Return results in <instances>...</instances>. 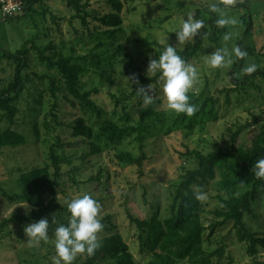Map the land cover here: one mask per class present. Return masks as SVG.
<instances>
[{
  "label": "rangeland",
  "instance_id": "1",
  "mask_svg": "<svg viewBox=\"0 0 264 264\" xmlns=\"http://www.w3.org/2000/svg\"><path fill=\"white\" fill-rule=\"evenodd\" d=\"M79 1L89 4L87 27L72 18L74 12L64 0H45L34 5L30 12L10 20H5L0 12V48L14 53L22 49L26 41H34L36 46L42 48L51 45L54 49H49L46 52L48 55L57 52L86 56L87 72L82 76L81 89L98 90V94L91 98L104 109V120L110 117L109 93L126 96L140 88L127 72L122 62L123 54H128L135 61L141 74L150 76L147 72L150 58L158 59L164 50L149 44L156 42L166 46L168 43L176 49H183L195 37L179 44L176 32L188 15L194 13L207 22L208 35L214 33L217 42L214 44L207 37L204 38L201 50L190 59L189 64L198 71V81L191 91L203 94V99L214 96L219 104L217 114L215 118L204 119L192 131L175 126L174 112L167 110L158 87L154 96L160 102L155 107L161 115L162 124L150 125L142 151L132 139H128L120 145L107 146L102 154L87 159L84 157L87 146L81 139L71 136L67 125L74 123L76 118H83L91 125L96 121V116L83 112L80 106H73L71 98L64 99L66 95L60 92L56 114L61 126H54L48 115L50 104L45 91L48 84L46 76L55 79L58 87L60 79L54 72H48L39 65L30 53L28 68L22 72V79L27 82L17 103L18 112L13 125V129L23 135L25 143L0 149V225L14 214L28 213L30 206L18 200L22 191L20 177L33 168L50 167L49 150L54 146L56 154L63 159L60 164L61 177L57 180L55 199L50 196L46 203L68 204L83 194L91 195L101 206L98 218L104 229L97 234L98 239L110 233H119L133 258L145 264L148 259L141 261L135 229L128 215L148 219L152 206H157L160 217H168L173 187L186 171L194 170L197 166L196 160L188 152L207 154L215 146L228 151L230 133L236 132L240 125L252 122L253 115L264 116V78L259 75L250 77L251 83L236 86V93L231 91L235 86L228 75L236 56L232 55L231 63L219 69H212L207 64L208 56L215 50L227 46L231 52L241 39L242 50L247 52V56L239 77L242 79L248 74L245 69L253 64L256 69L264 71V0H250L248 10L239 6L245 0H233L227 7L223 5V0H120L124 4L121 12L122 32L111 40L94 30L100 31L101 28L93 16H100L110 10L107 0ZM212 3L219 4L226 18L235 19L237 23L218 27L217 31L216 21L221 17L217 12L211 14ZM246 11L251 14L253 27L243 37ZM211 18L217 20L211 22ZM226 33L232 34L227 45L223 40ZM30 46L28 44L27 48ZM13 67L5 60L0 61V89L11 81ZM39 92L41 105L36 101ZM128 105L132 116L136 118L137 99L130 96ZM35 108L40 109L39 113H34ZM44 122L49 123V130L44 127ZM34 124L37 125V135L33 132ZM259 127L253 126L244 131L238 136L236 146L248 147ZM118 152H129L133 157L144 154L142 168L139 170L135 166L117 162L114 155ZM50 171H53L52 167ZM221 178V172H217L216 179L206 186L208 199L201 202L205 227L204 248L209 252H221V257L213 259L212 264H264V248H258L254 256L249 254L248 243L237 241L231 223L220 225L214 234H210L211 227L222 221L215 215L217 210L223 209L219 198H225V192L217 187V181ZM244 190L239 189L235 193L239 195ZM253 211L254 219L250 220L246 216L245 221L253 232L264 237V193L259 196ZM44 219L48 220L47 217ZM54 221H49V240L34 246L26 243L24 233V228L32 223L0 226V264H53L52 258L56 255L54 233L60 226L58 220Z\"/></svg>",
  "mask_w": 264,
  "mask_h": 264
},
{
  "label": "trees",
  "instance_id": "2",
  "mask_svg": "<svg viewBox=\"0 0 264 264\" xmlns=\"http://www.w3.org/2000/svg\"><path fill=\"white\" fill-rule=\"evenodd\" d=\"M23 3V12L21 15L30 12L34 5L42 3L45 0H21ZM67 6L74 12L73 19H78L80 24L87 27L88 3H81L79 0H64ZM249 1L245 0L243 9H249ZM110 7L109 12L102 15H94L93 20L100 25L96 32H101L108 39H115L122 31L121 12L124 4L120 0H107ZM44 12L47 13L45 10ZM214 12H211L213 14ZM18 15V16H21ZM17 17V16H15ZM15 17H4L10 20ZM195 19L203 20L199 15ZM216 18L210 21L215 22ZM205 27L200 30V35L196 36L191 43L184 46L183 49H176L187 63L202 48L204 38L207 37L211 43L217 42L214 33L208 35V25L203 20ZM99 27V26H98ZM252 17L249 12L245 13V30L243 37L247 36L252 30ZM218 31V26L215 25ZM31 46L27 48V45ZM149 45L165 49L166 46L151 42ZM238 47L242 49V40H238ZM54 49L51 45L38 47L34 41H26L22 49L12 53L0 48V61L5 60L13 67L12 79L6 87L0 89V149L5 147H18L25 143L23 135L13 129L14 120L18 112L17 103L21 94L24 92L25 83L22 72L28 68V56L32 53L39 65L43 66L48 72H54L60 79V87L53 78L46 76L48 80L47 91L49 95L50 122L54 126H61L58 121L56 110L59 106V93L62 92L71 98V104L80 106L81 110L92 113L96 116V121L89 125L85 119L76 118L74 123L67 125L73 138L81 139L87 146L85 158H94L103 153L107 146H117L128 139H132L142 151L146 138L149 136L151 124H162L161 115L156 111V105L159 99H154L153 104L145 105L142 95L132 92L126 96H117L109 93L111 102L110 117L102 120L105 115L104 109L97 105L91 97L98 94L97 89L82 91V76L87 72L86 56L63 55L53 52L48 55L46 52ZM122 62L132 78L139 80V87L147 88L153 84L155 89L158 77L141 74L135 61L126 53L123 54ZM245 57L234 58L232 67L228 71L229 80L233 84L232 92L238 93L236 86H243L251 83L252 78L260 76L264 78V71L256 69L252 74H246L239 77L244 68ZM134 81V80H133ZM230 91V92H231ZM130 96L137 99V117L132 116L129 110L128 101ZM190 102L196 105L197 111L187 116L185 114L174 113L173 125L183 127L192 131L200 125L204 119L215 118L218 107V100L214 96L203 99V94H197L194 91L189 92ZM37 103L41 105V93H38ZM40 109L35 108L34 113H39ZM6 124L5 127L2 124ZM260 126L256 133L251 137V143L248 147H237V138L244 131ZM44 127L49 130V123L44 122ZM33 132L37 135V125L34 124ZM230 145L228 151L215 146L210 153L202 154L197 151L188 152L196 160V169L186 171L180 177L179 183L173 187L172 203L169 207V216L161 218L157 206H152L151 216L148 219H139L128 215L130 224L135 229V239L138 244V250L141 261L148 259L145 264H212L213 259L221 257V252H209L204 248L205 227L201 215V202L195 198L197 189L205 192L207 184L216 179V173L221 172L222 178L217 181V187L225 192V198H219L223 209L217 210L215 215L222 218L220 223L211 227L210 234H214L217 228L224 223H231L235 237L240 243H248L247 251L251 255L258 253V248H264V237H260L258 232H253L245 217L254 219V206L261 193H264V180L257 179L252 172L254 163L264 158V116L253 115L250 123L240 125L236 132L230 133ZM62 147V145H59ZM50 167H36L24 172L20 181L22 191L18 200L24 201L30 206V210L25 215L14 214L10 219L1 223L4 226L8 223L25 224L35 223L41 219L48 218V221L58 220L59 225L67 224L68 209L67 204L46 203L48 197L56 196L58 179L61 177L60 164L62 158L56 154L54 146L49 150ZM114 158L119 163L135 166L139 170L144 162V154L133 157L129 152H118ZM72 181L79 185L72 177ZM91 180L89 179L88 182ZM245 189L239 195L236 190ZM55 199V198H54ZM100 247L95 254L88 256L83 254L79 256L74 264H140L130 253L128 246L122 240L119 233H110L109 235L98 239Z\"/></svg>",
  "mask_w": 264,
  "mask_h": 264
},
{
  "label": "clouds",
  "instance_id": "3",
  "mask_svg": "<svg viewBox=\"0 0 264 264\" xmlns=\"http://www.w3.org/2000/svg\"><path fill=\"white\" fill-rule=\"evenodd\" d=\"M233 0H223V5L227 7L232 4ZM212 12H217L220 17L216 24L223 28L226 25H235V19L226 18L221 6L217 3L210 5ZM195 14L190 13L182 23V27L176 32L179 44L191 41L200 34V30L205 27L203 20L195 19ZM232 38L231 33H226L223 37L225 45ZM165 43V41H162ZM237 58L247 56V52L240 47L235 46L231 52L228 47H222L215 50L208 56L207 64L212 69H219L227 63H231V56ZM245 71L252 74L256 71V66L250 65ZM148 75L158 77L157 84L162 94L163 103L167 110L176 114L193 115L197 111L196 105L190 102L189 92L194 88L198 81V71L193 65L187 63L180 55L177 54L176 47L166 44L164 51L158 59L149 60ZM136 84L139 80L132 78ZM156 91L153 84L147 88L140 87L136 92L143 97L145 105H151L154 102ZM255 177L264 180V158L258 159L252 169ZM197 201L204 202L208 199L207 193L197 189L195 193ZM68 217L67 224H61L55 229L54 246L56 255L52 258L53 264H74L79 255L86 254L92 256L101 246L98 241V233L102 232L104 225L98 218L101 206L89 194H83L73 198L67 204ZM55 221L53 220V223ZM29 246L38 245L41 241L49 240V221L41 219L38 222L29 224L24 228Z\"/></svg>",
  "mask_w": 264,
  "mask_h": 264
},
{
  "label": "built area",
  "instance_id": "4",
  "mask_svg": "<svg viewBox=\"0 0 264 264\" xmlns=\"http://www.w3.org/2000/svg\"><path fill=\"white\" fill-rule=\"evenodd\" d=\"M0 12L3 17H15L23 12L21 0H0Z\"/></svg>",
  "mask_w": 264,
  "mask_h": 264
}]
</instances>
